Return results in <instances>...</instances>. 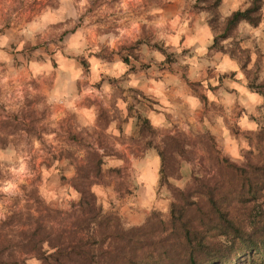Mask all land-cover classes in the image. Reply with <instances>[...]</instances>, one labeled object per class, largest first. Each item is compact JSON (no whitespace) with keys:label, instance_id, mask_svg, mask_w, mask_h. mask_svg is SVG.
I'll return each instance as SVG.
<instances>
[{"label":"clouds","instance_id":"1","mask_svg":"<svg viewBox=\"0 0 264 264\" xmlns=\"http://www.w3.org/2000/svg\"><path fill=\"white\" fill-rule=\"evenodd\" d=\"M262 155L264 0H0V264H102Z\"/></svg>","mask_w":264,"mask_h":264},{"label":"trees","instance_id":"2","mask_svg":"<svg viewBox=\"0 0 264 264\" xmlns=\"http://www.w3.org/2000/svg\"><path fill=\"white\" fill-rule=\"evenodd\" d=\"M259 161H264V155ZM217 166L220 175L215 185L204 182L196 188L201 195L198 205L174 208L170 224L154 217L142 229L115 233L117 254L102 258V264H264V205L252 202L258 185L264 184V167L252 163L247 170ZM195 220L205 232L193 226ZM245 223L253 226L251 235L243 231ZM169 228L171 234L165 239ZM219 234L228 242H220ZM79 255L77 264H89L88 252L81 250Z\"/></svg>","mask_w":264,"mask_h":264}]
</instances>
